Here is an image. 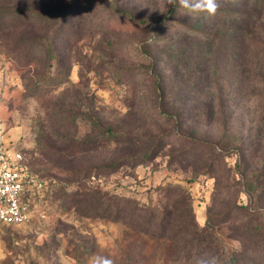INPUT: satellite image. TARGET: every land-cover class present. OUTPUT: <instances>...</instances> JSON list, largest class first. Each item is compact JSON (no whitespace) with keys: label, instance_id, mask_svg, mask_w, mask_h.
<instances>
[{"label":"rangeland","instance_id":"374dc122","mask_svg":"<svg viewBox=\"0 0 264 264\" xmlns=\"http://www.w3.org/2000/svg\"><path fill=\"white\" fill-rule=\"evenodd\" d=\"M170 7L0 0V131L46 181L0 264H264V0Z\"/></svg>","mask_w":264,"mask_h":264},{"label":"built area","instance_id":"2783aa9c","mask_svg":"<svg viewBox=\"0 0 264 264\" xmlns=\"http://www.w3.org/2000/svg\"><path fill=\"white\" fill-rule=\"evenodd\" d=\"M45 184L19 145L0 131V226L31 221L38 214Z\"/></svg>","mask_w":264,"mask_h":264},{"label":"clouds","instance_id":"9594fccd","mask_svg":"<svg viewBox=\"0 0 264 264\" xmlns=\"http://www.w3.org/2000/svg\"><path fill=\"white\" fill-rule=\"evenodd\" d=\"M112 2L113 0H108V3ZM166 4L173 7L178 6L190 16L204 15L212 17L220 7V0H166ZM93 264H111V261L107 259L94 260ZM196 264H215V258L210 256L201 257L197 259Z\"/></svg>","mask_w":264,"mask_h":264},{"label":"trees","instance_id":"16d2710c","mask_svg":"<svg viewBox=\"0 0 264 264\" xmlns=\"http://www.w3.org/2000/svg\"><path fill=\"white\" fill-rule=\"evenodd\" d=\"M256 2H257V1H256ZM178 8H179L178 6H176V7L171 6V7L169 8L167 14H165L164 17H163L160 21H158L157 23H158V24H165V23H168L169 20L172 19V16L174 15V13L177 11ZM254 11H255L254 14H255L256 16H259V14H261V10H260V7H259L258 4H257V5H256V4L254 5ZM240 14H242V12H241ZM133 20H134L135 22L139 23V24H146V23H147L146 21H144V20H139V19H137V18H135V17H133ZM149 23H153V22H149ZM93 125H94L96 128L101 126L99 123L96 122V120H94ZM100 129H101V128H100ZM103 130H106L107 132H109V133H110L111 135H113V136H116V135L118 134V132H116V131H115L113 128H111V127L103 128ZM48 146L50 147V145L47 144V147H48ZM56 153L60 154L61 156H65V155L71 154V152H67V151H66V153H65V152H63V151H61V150H58ZM121 162H122V160L120 159V160H118V161L113 162L112 164L106 165L105 168H106V169H115L117 166H119V165L121 164ZM81 174H82V172H81ZM139 210H140V212H142V211L145 210V208H139ZM207 224H209V221H208ZM205 231H206V229H199V228H197V227H195V229L192 230L193 240H194V239H197V240H199V242H201V244H200V249H199V251H198L197 254H196V255H198V256H202L203 253H204L205 251H206V252L209 251V252L213 253L212 250H210V249H208L207 247L204 246V243H205V241H206V237H204V236H205ZM202 244H203L204 247H202ZM213 255H214V254H213ZM230 264H236V263H235L234 261H232V263H230Z\"/></svg>","mask_w":264,"mask_h":264}]
</instances>
